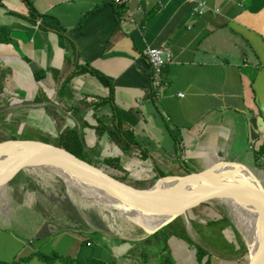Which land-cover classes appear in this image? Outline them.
<instances>
[{
    "label": "crops",
    "instance_id": "obj_1",
    "mask_svg": "<svg viewBox=\"0 0 264 264\" xmlns=\"http://www.w3.org/2000/svg\"><path fill=\"white\" fill-rule=\"evenodd\" d=\"M146 47L169 54L159 98ZM118 124L141 149L112 139ZM8 125L58 143L76 135L92 160L118 158L137 182L248 161L264 185V0H0V132ZM234 176L220 178L246 203ZM2 195L0 264H47L37 256L47 253L83 264L135 261L127 248L109 253L101 238L81 241L75 229L58 251L63 232L7 222Z\"/></svg>",
    "mask_w": 264,
    "mask_h": 264
},
{
    "label": "rangeland",
    "instance_id": "obj_2",
    "mask_svg": "<svg viewBox=\"0 0 264 264\" xmlns=\"http://www.w3.org/2000/svg\"><path fill=\"white\" fill-rule=\"evenodd\" d=\"M8 127L5 126L4 128V130L7 129L8 132H0V141L11 138L13 140H36L58 145V141H55L45 134L27 129L23 130L24 128H18L16 125H14L15 128L13 125H8ZM88 155L90 154L88 153ZM84 158L91 164L95 165V167H102L100 165L102 163L99 160L98 162L97 160H92L91 156ZM241 165L248 169L259 184L261 183V174H259L253 166L249 165L248 161H246L245 164L244 162L241 163ZM111 172L116 176L124 177L125 183L129 182L131 185L138 183L137 186H147V188L153 186L158 180H153L154 178L152 177L147 182H137L134 181V178L129 179V177H125V175L118 170H112ZM17 174H19L17 176L20 177L14 183V186L10 188V190L7 189L6 192H0L4 194L2 196L4 197L3 200L6 204V211H10L9 214H6L7 222L13 223L14 219L16 220L17 218L18 221L24 223L22 224L24 229L31 228L33 230L36 227L39 228L41 224L45 223L47 224L46 229L50 231V233L62 231L63 235L57 236L59 243L62 242L61 244H58V251L61 250V246L64 243L70 242L68 239L62 240L61 236L74 235L75 233L71 232L73 229L80 232H85L86 230L85 233H87V231H95L98 235L92 236L87 233L84 234V236L79 237V239L81 241H87L86 237L90 236L92 238L91 240L97 241L98 238H103V243L109 245V253L112 255L113 253L118 255L124 253L125 248L130 250L131 246L129 242L138 241L144 237V234L140 230L131 224L128 225V223L124 222L122 219H116V225L119 228V230L118 228L117 230L119 232L116 230H108L106 228V223L102 222L99 218L96 211L97 209L94 210L83 206L78 196L75 194L72 195L67 191L66 184L60 178L55 175L51 176L46 170H37L33 173L20 172ZM211 202L210 205L206 204V206H209L208 208H199L194 211L193 214L181 219V223L187 235L193 241V245L184 243L185 241L172 236L167 240L170 249L169 255L174 262L175 259L177 260V264H183L184 261L182 260L188 259L190 256H193V264H203L207 259V256L203 257L202 262H198L196 257V246H200L212 256L213 264H247V251L242 240L239 225L234 218V214L231 213L227 206L222 205L220 202ZM69 206L75 208L78 212L76 215H81L80 218L82 223L84 221V225L81 223L77 224V220H74V222L69 220L72 215ZM18 207L21 211L17 213L16 210L19 209ZM220 214L227 218L226 223H223L222 226H220L221 228L208 225L210 221L218 220ZM16 215H18V217ZM191 218H193V224L189 222V219ZM24 229H19L18 231L27 233L28 230ZM76 238L78 237L76 236ZM222 246L223 248H221ZM113 250L116 252H113ZM46 255L50 256L49 253ZM60 255L62 258H66V255ZM118 261L119 264H130V262L126 263V261ZM131 264L140 263L135 260L131 262Z\"/></svg>",
    "mask_w": 264,
    "mask_h": 264
},
{
    "label": "water",
    "instance_id": "obj_3",
    "mask_svg": "<svg viewBox=\"0 0 264 264\" xmlns=\"http://www.w3.org/2000/svg\"><path fill=\"white\" fill-rule=\"evenodd\" d=\"M0 159L3 160L0 163V191L14 186L20 177L17 173L58 167L77 177L83 187L89 189L97 198L102 208L119 214L146 237L167 228L178 219L186 218L206 204L210 205L211 201L224 203L220 188L214 190L212 197L205 198L201 194L218 178L229 174L236 175L234 177L247 201L260 217L264 208L263 182L259 184L247 168L233 162L220 161L200 172L181 177H159L154 184L161 180H171L185 184L186 187L172 190L162 199L146 202L142 199L141 193L150 191L155 185L150 188H134L95 167L82 153L78 156L66 151L59 144L53 145L36 140H3L0 141ZM60 179L67 184L64 179ZM91 201L98 204L92 199ZM242 240L247 251V264H264V234H258L252 249L243 235Z\"/></svg>",
    "mask_w": 264,
    "mask_h": 264
},
{
    "label": "trees",
    "instance_id": "obj_4",
    "mask_svg": "<svg viewBox=\"0 0 264 264\" xmlns=\"http://www.w3.org/2000/svg\"><path fill=\"white\" fill-rule=\"evenodd\" d=\"M26 4L28 6L29 12H31V18L33 19V17H36L37 15L32 10L30 4L28 2H26ZM56 31L60 34L63 33L62 31L58 29H56ZM117 128H118L117 133L119 134V137L116 136L117 135L116 133L112 134V139L115 140L117 144H121L125 146L126 148L135 147L133 149H136V148L137 150L141 149L138 144H136L132 140H128L125 136H123V134L121 133V130L119 129V124L117 125ZM58 144L61 145L63 149H65L66 151L67 150L71 151L78 156H80L81 153L83 154L84 157L89 156L88 155L89 151L88 153L85 152V150L82 148L80 140L78 139L76 135L65 134L62 137V139L59 140ZM121 150L124 151V148L122 147ZM260 152L264 154V148L261 149ZM104 165L105 166L101 167L103 171L105 172L108 171L107 173H109V175H111L113 178L125 182L124 177L122 178L120 176H116L115 174L110 172L112 170L113 171L118 170L119 172L123 173L125 177L127 176L128 173L125 172V170H123V167L118 158L107 159L104 161ZM159 177H163V176H159ZM69 207L71 209L70 211L72 212V215L69 218V220H71V222L72 221L74 222V220L75 221L77 220V224H80L81 221L79 220L80 219L79 215H76V213L78 212L75 210L74 207L72 206H69ZM208 207L209 206H203L200 209H204ZM226 220H227L226 216H223L220 214V218L218 220L210 221L208 225L218 226L219 228H221L220 226H222L223 223H226ZM259 221H260V231L261 233L264 234V208H263ZM71 231H74V229ZM85 232H79V233L81 236H83L84 234H87L88 232H90L89 233L90 235L92 236L94 235V232H91V231H87V233ZM95 235H96V232H95ZM172 236L182 241H185L188 244L193 245V241L187 235L181 223V219H178L172 224H170L167 228H164L163 230L159 231L158 233L152 236H148V237L145 236V238L140 241L129 242L131 249L128 251V255L134 258L140 264H174V260L169 255L170 249L167 244V240L171 238ZM221 248H223V246ZM196 250H197L196 257H197L198 262H202L203 257L207 256V259L205 260V262H203V264H213L212 256L209 255V253L206 250H204L200 246H196ZM37 256L41 261L47 264H52L55 261H59L62 264H83L82 262L75 260V259H71L68 257L66 258L59 257L56 253H52L48 257L42 254H37ZM29 259L30 258L26 259L25 261ZM18 261L19 260L14 261V262L18 263ZM247 263H248V260H247ZM88 264H106V263L104 261L94 260L93 262L88 263Z\"/></svg>",
    "mask_w": 264,
    "mask_h": 264
},
{
    "label": "bare ground",
    "instance_id": "obj_5",
    "mask_svg": "<svg viewBox=\"0 0 264 264\" xmlns=\"http://www.w3.org/2000/svg\"><path fill=\"white\" fill-rule=\"evenodd\" d=\"M2 161L3 160L0 159V163ZM37 170H46L48 173H50L51 176L55 175L64 179V181L67 183V191L72 195L75 194L76 196H78L83 206L89 207L94 210L97 209L96 211L99 215V218L102 222L106 223V228L108 230H119L116 225V219H122L124 222L130 225V223L119 216V214L102 208L97 198L89 191V189L83 187L82 183L79 181V179H77V177L64 172L58 167H50L49 169H32L30 173H33ZM154 185V188L150 191L141 193L142 199L144 201L153 202L162 199L167 195V193L172 192V190H177L178 188L184 189L186 187L185 184L174 182L171 180H161ZM219 188L221 189L220 195L224 198V203H220L227 206L230 209L231 213L234 214V218L239 225L241 234L246 238L250 248L252 249L254 247V242L257 240L258 234L261 233L259 221L260 216L257 214L253 206L249 204V202H242L240 197L236 194L235 190L223 178H218L209 187H207L201 195L205 198L212 197L215 193L214 190ZM91 199L93 201H96L100 207L97 206L98 204H94Z\"/></svg>",
    "mask_w": 264,
    "mask_h": 264
},
{
    "label": "built area",
    "instance_id": "obj_6",
    "mask_svg": "<svg viewBox=\"0 0 264 264\" xmlns=\"http://www.w3.org/2000/svg\"><path fill=\"white\" fill-rule=\"evenodd\" d=\"M117 3H125L126 0H115ZM206 7L203 3H199L195 7V12L198 15L203 14L206 11ZM143 57L146 59L151 78V91L154 96L159 98L162 95L163 87L166 86L164 80V69L169 62V54L160 49L146 47L142 52ZM179 98H182V94H178Z\"/></svg>",
    "mask_w": 264,
    "mask_h": 264
}]
</instances>
